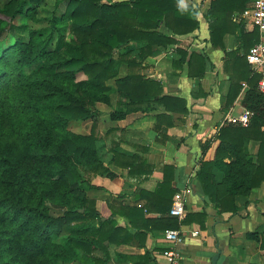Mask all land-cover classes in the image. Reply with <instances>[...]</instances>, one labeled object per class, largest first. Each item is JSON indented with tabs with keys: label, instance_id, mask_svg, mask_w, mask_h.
Listing matches in <instances>:
<instances>
[{
	"label": "trees",
	"instance_id": "1",
	"mask_svg": "<svg viewBox=\"0 0 264 264\" xmlns=\"http://www.w3.org/2000/svg\"><path fill=\"white\" fill-rule=\"evenodd\" d=\"M40 1L4 3L0 35L8 27L5 18H32ZM248 1L210 0L206 17L212 20L207 41L219 43L233 9L243 11ZM67 21L74 37L64 44L63 53L50 47V33L42 36L35 29L28 30L27 39H16L0 50V264H65L71 260L106 264V242L118 240L120 226L113 216L103 218L94 201L72 196L70 186L85 182L81 166L110 177L115 173L101 160L94 134L72 132L68 122L95 119L99 115L95 103L110 104L111 87L106 80L117 75L122 62L139 65L146 56L178 43L175 35L198 28L193 6H181L179 0H68L63 14L52 24L60 29V23ZM161 24L172 31L171 36L158 30ZM247 27L242 35L249 50L259 32L252 24ZM176 52L181 60L189 56V63L193 58L204 59L194 49L177 48ZM79 74L84 76L78 78ZM253 76L241 99L253 113L250 122L221 128L222 141L213 160L201 162L197 170L203 190L212 200L209 188L218 187L211 183L210 167L223 172L224 195L219 205L226 208L225 200L249 195L264 179V93L256 89L260 75ZM115 82L121 99L109 112L113 120L131 111L147 110L151 106L143 103L150 101L166 108L169 102L181 104L186 111L184 100L161 94L160 83L151 77L132 72ZM249 132L259 133L255 135L260 141L256 167L242 152L243 136L251 135ZM224 133L239 134L238 142L224 140ZM114 158L121 156L114 154ZM175 192L165 177L157 190L144 192L153 200L146 209L156 211V195L166 194L158 208L169 214ZM46 197L66 206L64 213L51 215L44 204ZM229 208L236 210L234 204ZM162 220L165 229L186 222V218L181 221L172 215ZM61 236L63 241L56 240Z\"/></svg>",
	"mask_w": 264,
	"mask_h": 264
},
{
	"label": "crops",
	"instance_id": "2",
	"mask_svg": "<svg viewBox=\"0 0 264 264\" xmlns=\"http://www.w3.org/2000/svg\"><path fill=\"white\" fill-rule=\"evenodd\" d=\"M209 3L210 0H179L181 6H193L198 28L175 35L178 43L168 44L146 59L147 63L152 61L149 68L161 85V94L184 100L186 111L181 104L169 102L166 108L156 101L147 110L131 111L122 119H111V110L95 118L105 154H119L118 160L125 162L120 165L116 158L108 160L105 165L115 175L98 176L91 182L102 187L104 194L97 196V210L103 218L113 216L121 229L118 240L106 242V264H167L162 256L168 245L163 238L162 219L170 214L158 208L166 194L156 195V211L146 209L153 200L144 194L157 190L165 177L175 191L188 189L186 213L181 219L186 218V222L179 226L185 236L180 245V264H211L216 253L215 264H264V179L249 195L225 200L226 208L219 205L224 195L223 172L210 167L211 183L218 187L209 188L213 200L204 192L197 175L201 162L213 160L222 141L220 129L241 125L228 118L245 109L241 99L253 75L259 74L251 71L247 60L242 32L248 31L249 23L241 19L242 11L233 9L224 34L218 37L219 43L207 41L212 20L206 17ZM158 30L172 35L163 24ZM177 48L187 52L194 49L204 59L193 58L189 63L187 56L181 60ZM236 89V96L230 100ZM249 134L243 136L242 152L256 167L260 141L255 135L259 133ZM223 137L228 142L239 140V134L224 133ZM166 165L170 167L165 170ZM233 204L235 211L229 208Z\"/></svg>",
	"mask_w": 264,
	"mask_h": 264
},
{
	"label": "rangeland",
	"instance_id": "3",
	"mask_svg": "<svg viewBox=\"0 0 264 264\" xmlns=\"http://www.w3.org/2000/svg\"><path fill=\"white\" fill-rule=\"evenodd\" d=\"M7 1L8 0H0V9ZM67 1L68 0H41L36 5V13L32 18L16 17L14 20H8V18H5L8 27L7 30L2 35H0V50L7 47L9 44L13 43L16 39H22V40L27 39L28 30L35 29L42 36H46L47 34L50 33L52 35L50 47L52 49L57 50L60 53H63L64 44L69 39L73 38L74 34L69 28L68 21L66 22V24H64V22L60 23L61 24L60 29H56V27L53 26L52 23L55 17L59 18V16L63 14ZM0 16L3 17L1 13ZM60 24H58V26ZM149 57L150 56H146L139 65L127 64L125 62H122L120 64L119 69L117 71V75L106 80V83L109 84V86L111 87V90L109 91L110 104L107 105L102 102L95 103V108L99 111V114H108L109 110L115 109L117 107V101L121 99L116 88V82H115L116 78L123 77L127 73L133 72V73H140L142 75H145V77H151L154 80H156V77L153 76L154 72L151 71V69L149 68L150 66H152L151 65L152 61H149L150 63L146 62V59H148ZM126 58H129V56H126ZM83 76H84L83 74H79L78 78H82ZM153 103H154L153 101H150L149 103L144 102L143 104H147V106L150 107L151 104ZM139 110L141 112L145 111L143 109H139ZM97 122H98L97 120L95 121V119H89V118L85 120L71 119L68 122L67 128L72 132L81 133V134L93 133L96 138L95 144L99 150L100 158L105 164L107 163L108 160L114 161L115 158L114 156L111 157L107 156V154H105V151H103L104 148L103 146H101L102 138L99 136V130H97V125H98ZM114 140H116V137L114 138ZM114 143H116V141ZM116 162L120 165H123L119 160H116ZM79 171L84 181L88 182L91 185L88 187V185H86L85 182H82L80 184H72L70 186L71 187L70 194L72 196L87 197L88 199L94 201V208H97L98 205L97 196L98 194L100 196H104V194L101 191L102 187L94 186L91 182L94 180L95 177L102 176L104 174L84 166H81L79 168ZM44 204L48 208L49 213L53 216L62 215L66 209V206L60 205L59 203L52 201L49 197H46V199L44 200ZM92 221L96 222V219H92ZM63 239L64 236H61L56 240L63 241ZM65 264H83V263L80 262L79 260H71L69 262H65Z\"/></svg>",
	"mask_w": 264,
	"mask_h": 264
},
{
	"label": "built area",
	"instance_id": "4",
	"mask_svg": "<svg viewBox=\"0 0 264 264\" xmlns=\"http://www.w3.org/2000/svg\"><path fill=\"white\" fill-rule=\"evenodd\" d=\"M241 19L257 27L259 39L254 42L248 50V63L252 72H257L260 77L256 89L264 93V0H252L241 12ZM208 40V39H207ZM252 111L245 108L237 116L229 117L232 123L248 125ZM188 189L176 191L173 194L169 214L181 220L186 213V193ZM163 238L168 244L162 251V256L167 264H180V245L184 242L183 231L178 228H167L164 230Z\"/></svg>",
	"mask_w": 264,
	"mask_h": 264
},
{
	"label": "water",
	"instance_id": "5",
	"mask_svg": "<svg viewBox=\"0 0 264 264\" xmlns=\"http://www.w3.org/2000/svg\"><path fill=\"white\" fill-rule=\"evenodd\" d=\"M217 257H218V253H216V254L212 257V262H211V264H215Z\"/></svg>",
	"mask_w": 264,
	"mask_h": 264
}]
</instances>
